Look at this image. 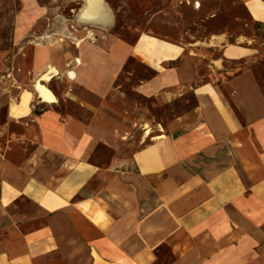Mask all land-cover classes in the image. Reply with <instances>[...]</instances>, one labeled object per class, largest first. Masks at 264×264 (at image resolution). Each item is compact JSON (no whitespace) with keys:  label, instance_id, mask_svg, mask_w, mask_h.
<instances>
[{"label":"crops","instance_id":"obj_1","mask_svg":"<svg viewBox=\"0 0 264 264\" xmlns=\"http://www.w3.org/2000/svg\"><path fill=\"white\" fill-rule=\"evenodd\" d=\"M73 1L0 46V264H264V0H171V36L165 0Z\"/></svg>","mask_w":264,"mask_h":264},{"label":"rangeland","instance_id":"obj_2","mask_svg":"<svg viewBox=\"0 0 264 264\" xmlns=\"http://www.w3.org/2000/svg\"><path fill=\"white\" fill-rule=\"evenodd\" d=\"M115 4L122 3L121 0H114ZM167 2V6L169 7L168 10L164 11V14L160 16L161 21L165 24L163 26L164 31L166 35H172L175 32L176 28L172 27V21L175 20V13L171 7L173 5L172 1L174 0H165ZM204 3L209 4V12H216V15L213 20L211 21H205L204 23H200L203 28H195L191 24L188 26H185V28H189L191 30L196 29H204L205 30H217V29H231L233 27H239L241 28L242 22H247L249 24L246 17L245 10H243V7L240 5V3L236 0H201ZM138 2V0L136 1ZM37 8H44V12L42 13V16H36L33 14L34 11H32V8L29 4H26L25 2H22L21 0H0V46L8 47L10 43L14 40V38L18 35L14 34L16 30H20L23 35V37L30 34H35L37 36H42L47 32V29H49V20L46 18V5L51 8L50 15L53 17H58V14L61 12L68 13L69 8L73 7L75 5L73 0H36L34 2ZM67 5V6H66ZM75 7V6H74ZM135 16L134 21L132 23L139 24L140 23V17L142 16L139 14L138 6L135 5ZM121 16H123L122 13H120ZM235 15L239 16L242 20L236 21L234 20ZM190 16H194L190 13ZM192 17H190L191 19ZM53 20V19H52ZM122 22V21H121ZM54 25V23H53ZM253 26L252 24H250ZM152 30H155L156 28L150 27ZM184 28V27H182ZM119 30V29H118ZM236 30V29H234ZM22 36V35H21ZM130 65L132 68H134L136 71H144V69L135 61L130 62ZM147 73V72H146ZM149 73V72H148ZM132 99L138 101L143 108H148L150 111V114L155 116L157 119L160 116V113L162 110L157 109L155 106L152 105V103L149 100H140L138 97L130 96ZM150 118V117H149ZM140 134L139 131L135 132V137H138Z\"/></svg>","mask_w":264,"mask_h":264}]
</instances>
